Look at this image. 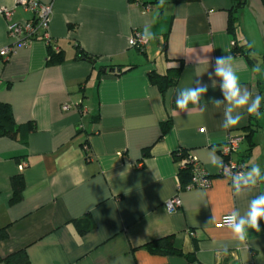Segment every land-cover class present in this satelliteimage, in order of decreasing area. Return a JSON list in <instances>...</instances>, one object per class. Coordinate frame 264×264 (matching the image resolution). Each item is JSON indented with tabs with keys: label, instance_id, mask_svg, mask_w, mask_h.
<instances>
[{
	"label": "crops",
	"instance_id": "0c3cea01",
	"mask_svg": "<svg viewBox=\"0 0 264 264\" xmlns=\"http://www.w3.org/2000/svg\"><path fill=\"white\" fill-rule=\"evenodd\" d=\"M39 2L52 6L49 43L39 29L37 37L20 44L7 24L24 23L34 13L17 0H0V10L11 11L8 18L0 12V50L12 47L7 56L0 54V102L10 106L16 124L35 126L16 139L0 136V228H7L0 256L24 249L31 264H264L262 221L260 232L249 230L246 245L221 223L232 210L244 214L250 200L264 193V182L236 196L211 164L212 148L222 159L221 145L241 134L236 158L246 170L259 165L264 174V152L254 158L264 101L260 118L243 112L229 129L222 127L226 103H212L224 100L214 76L215 59L224 55L233 58L241 85L253 97L264 96V71L255 70V55L264 53L261 0H246L239 12L238 31L252 49L253 66L244 55L232 54L231 0H141L149 4L146 11L133 0ZM145 27L155 39L143 50L129 46L133 32L143 34ZM49 44L62 52L61 62H48ZM80 49L94 63L76 60ZM179 64L176 85L162 95L148 73L164 74ZM111 65L134 68L116 75ZM196 81L208 85L203 111L189 105L190 113H180L177 91ZM179 150L207 173V187L178 189L173 153ZM19 175L22 197L10 203L11 178ZM174 196L181 205L168 211L165 204ZM85 217L93 227L80 232L75 221L82 225ZM166 236L195 261L145 246Z\"/></svg>",
	"mask_w": 264,
	"mask_h": 264
},
{
	"label": "clouds",
	"instance_id": "9594fccd",
	"mask_svg": "<svg viewBox=\"0 0 264 264\" xmlns=\"http://www.w3.org/2000/svg\"><path fill=\"white\" fill-rule=\"evenodd\" d=\"M161 3H163V0H161ZM142 37L145 40L155 39V35L148 27H145ZM255 70L259 71V68L257 67ZM214 76L220 81V89L224 100H214L212 103L216 105L226 103L223 128L229 129L238 125L243 118V112L260 118L262 115L260 112L261 102L264 101V96L257 94L253 97V94L241 85L240 77L237 75L231 56L216 57ZM212 77L213 73H209L210 80ZM195 84V87L181 88L177 91L175 104L180 113H190L189 105L200 108L203 111V106L200 102L208 91V85L200 81H196ZM213 85H215V80H213ZM212 153L211 164L213 166L218 168L227 167L222 159L216 156L215 147L212 148ZM258 182H264V174H262L259 165H252L246 171L236 173L232 177L231 187L234 190V195L241 196L245 191L254 189ZM214 220L215 216H213L212 221ZM261 221H264V193L250 200L248 209L244 214H241L239 210H232L229 214L223 216V225L230 229L233 238L240 245H246L249 230L261 231Z\"/></svg>",
	"mask_w": 264,
	"mask_h": 264
},
{
	"label": "trees",
	"instance_id": "16d2710c",
	"mask_svg": "<svg viewBox=\"0 0 264 264\" xmlns=\"http://www.w3.org/2000/svg\"><path fill=\"white\" fill-rule=\"evenodd\" d=\"M262 5H264V0H261ZM231 7L227 11V31L232 35L233 45H232V54H242L247 59L248 63L253 66L254 60L252 57V49L249 47L248 43H243L240 39V34L238 31L239 28V12L245 6L246 0H231ZM49 59L50 63H59L63 60L61 51H54L52 46H48ZM76 60H87L91 63H94L96 58L93 55L88 54L82 49L78 50L75 55ZM262 62H264V55H262ZM134 68V66H128L123 68L120 65L114 66L111 65L108 69L110 72L119 75L127 70ZM182 66L179 64L176 67H170L166 70L164 74H159L155 71L148 73L149 81L152 85H155L159 92L164 95L167 89L176 85L179 76L181 74ZM264 84V82H262ZM169 122V121H168ZM162 123L161 125V134L163 136L164 132L168 128L169 124ZM35 129L33 123H28L25 125H18L13 119L11 108L8 104L0 102V136H6L11 139H16L20 134H26ZM251 132V131H250ZM246 135L247 139L250 140L251 133ZM173 157L176 162H178L179 167L177 171V180H178V189L182 190L188 187L192 178V165L189 161V155L185 150H179L178 152L173 153ZM245 165L243 159H238ZM246 167V165H245ZM11 183L13 186V195L10 199V203H14L21 199L22 190H23V179L22 176H15L11 178ZM84 224L81 225V219L75 221L77 229L80 232H86L92 229L93 222L89 217H85ZM264 223V221H262ZM7 237V228H0V240H4ZM151 252L161 255H176L182 256L187 263H193L195 261L194 254L183 253L181 249L175 247L173 239L171 236H166L148 242L145 245ZM0 264H31L27 253L24 249L17 250L15 252L9 253L6 256H0ZM202 264V263H199Z\"/></svg>",
	"mask_w": 264,
	"mask_h": 264
},
{
	"label": "built area",
	"instance_id": "2783aa9c",
	"mask_svg": "<svg viewBox=\"0 0 264 264\" xmlns=\"http://www.w3.org/2000/svg\"><path fill=\"white\" fill-rule=\"evenodd\" d=\"M137 4H141L143 10L149 9V4H142L141 0H133ZM17 3L22 5L26 10H30L34 13L33 18L26 20L24 23L19 22H9L7 24V31L11 38L16 43L25 44L27 41L37 37L39 29H44V38L49 43L48 36L46 34L50 14L52 11V6L50 4H43L39 0H17ZM3 14L8 18L11 14L10 10L4 9ZM148 43V40L143 39L142 33L139 31H134L133 34L128 38V45L136 48L138 50H143ZM12 51V47L8 46L0 50L1 55H8ZM67 106H63L66 109ZM243 135L236 134L230 136L228 140L221 145L219 148L220 154L222 156V161L227 167L220 168L219 174L228 178L230 183L232 182V177L236 173H240L246 170L245 165L236 158V154L240 143L243 141ZM189 161L192 165V178L191 182L187 188H205L210 184V179L207 173L200 167L197 160L192 156H189ZM24 164L20 165L23 168ZM181 205V201L177 196L169 199L165 206L168 211H173ZM223 224V217L221 219Z\"/></svg>",
	"mask_w": 264,
	"mask_h": 264
},
{
	"label": "rangeland",
	"instance_id": "374dc122",
	"mask_svg": "<svg viewBox=\"0 0 264 264\" xmlns=\"http://www.w3.org/2000/svg\"><path fill=\"white\" fill-rule=\"evenodd\" d=\"M240 39L242 40L243 43L247 42L241 35H240ZM262 55H264V53H261V55L258 53V55H255V58L258 59L257 66L259 67V69H262L261 71H264V62H262ZM262 129H264V127H262L261 130ZM259 133L260 134L257 137H255V139L259 138L260 143L256 145V149L254 151V158L261 157L262 152H264V130H262V132Z\"/></svg>",
	"mask_w": 264,
	"mask_h": 264
}]
</instances>
